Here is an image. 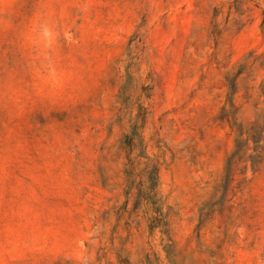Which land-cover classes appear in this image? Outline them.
<instances>
[{"label": "rangeland", "instance_id": "rangeland-1", "mask_svg": "<svg viewBox=\"0 0 264 264\" xmlns=\"http://www.w3.org/2000/svg\"><path fill=\"white\" fill-rule=\"evenodd\" d=\"M256 123L264 0H0V264H264Z\"/></svg>", "mask_w": 264, "mask_h": 264}, {"label": "trees", "instance_id": "trees-1", "mask_svg": "<svg viewBox=\"0 0 264 264\" xmlns=\"http://www.w3.org/2000/svg\"><path fill=\"white\" fill-rule=\"evenodd\" d=\"M259 126V123H256L255 125L251 126L249 131L250 140L255 144L256 148H258V146H261L260 143L264 140V136L262 135V133L257 132V128ZM242 135L243 130H240L236 139V150L228 158L227 168L229 171H232L231 168H233L235 158L244 154L246 150L249 149L247 147V142L242 139Z\"/></svg>", "mask_w": 264, "mask_h": 264}]
</instances>
